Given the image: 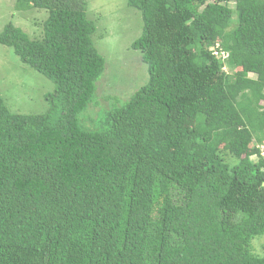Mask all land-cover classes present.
<instances>
[{"label": "trees", "instance_id": "16d2710c", "mask_svg": "<svg viewBox=\"0 0 264 264\" xmlns=\"http://www.w3.org/2000/svg\"><path fill=\"white\" fill-rule=\"evenodd\" d=\"M127 4L149 80L92 117L88 2L16 0L48 11L43 34L10 22L0 43L55 88L41 113L0 91V264H264V0Z\"/></svg>", "mask_w": 264, "mask_h": 264}, {"label": "rangeland", "instance_id": "374dc122", "mask_svg": "<svg viewBox=\"0 0 264 264\" xmlns=\"http://www.w3.org/2000/svg\"><path fill=\"white\" fill-rule=\"evenodd\" d=\"M86 1L88 17L97 24L94 41L106 59L105 72L98 81L97 98L85 113L98 117L104 110L127 102L148 82L149 72L141 51L132 46L142 33L141 12L129 7L127 0ZM47 17L46 9L20 10L16 7V0H0V33L11 22L31 37H41ZM54 88L50 79L23 63L13 48L0 43V91L13 111L44 112L48 108L46 95ZM254 245L263 253L264 237L255 240Z\"/></svg>", "mask_w": 264, "mask_h": 264}, {"label": "built area", "instance_id": "2783aa9c", "mask_svg": "<svg viewBox=\"0 0 264 264\" xmlns=\"http://www.w3.org/2000/svg\"><path fill=\"white\" fill-rule=\"evenodd\" d=\"M212 53L218 57L221 58L222 61H224L223 70L227 73H232L233 69L230 67V65L227 63L228 57H229V51L225 50L224 47H222L221 43L218 41L215 45L211 47ZM258 148L260 149V154L257 155L259 159L264 160V142L257 144Z\"/></svg>", "mask_w": 264, "mask_h": 264}]
</instances>
